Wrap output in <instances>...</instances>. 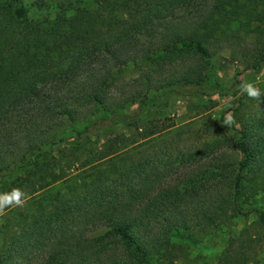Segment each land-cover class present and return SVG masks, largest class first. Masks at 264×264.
<instances>
[{
  "label": "trees",
  "instance_id": "trees-1",
  "mask_svg": "<svg viewBox=\"0 0 264 264\" xmlns=\"http://www.w3.org/2000/svg\"><path fill=\"white\" fill-rule=\"evenodd\" d=\"M68 10L33 19L21 0H0V185L44 189L1 231L0 264H176L175 239L197 245V234L252 214L264 226V103L234 136L218 128L193 149L178 147L168 117L140 123L174 96L238 94L241 80L227 88L216 78L215 56L229 50L244 70L263 69L264 0ZM102 124L133 131L87 150L69 176L55 150L87 149ZM258 241L244 228L217 264H249Z\"/></svg>",
  "mask_w": 264,
  "mask_h": 264
},
{
  "label": "rangeland",
  "instance_id": "rangeland-1",
  "mask_svg": "<svg viewBox=\"0 0 264 264\" xmlns=\"http://www.w3.org/2000/svg\"><path fill=\"white\" fill-rule=\"evenodd\" d=\"M29 18H53L62 8H68L67 13L73 8L82 5H93L94 0H21ZM216 78L227 88H236V80H245L256 83L264 91V67L260 72L244 70L242 64L231 58L230 51L224 50L215 56ZM263 103L249 99L240 92L235 96L196 94L192 96H174L169 105L160 111H150L143 115L140 123L145 124L149 119L157 117H168L174 123V129L180 132L178 147L181 149H193L204 140L213 138L218 128H221L227 136H234V128L238 127L243 115L255 111ZM237 107V108H236ZM233 108V109H232ZM236 108V109H235ZM231 113L236 123L228 128L223 125L224 117ZM223 119V120H222ZM82 124L76 126L77 130L82 128ZM133 131L131 128L124 129L122 126H110L102 124L85 138L83 145L87 149L77 145H66L55 150L56 157L68 166L67 174L74 176L78 172L81 159L87 155V150L102 148L104 141L115 134ZM176 166H173L170 174L174 175ZM56 184L54 187L58 186ZM14 187L22 188L27 194V200L23 208L13 207L0 216V238L1 231L14 228L17 223L33 210L34 199H37L44 189L40 185L32 183H19L7 180L0 185V192L10 191ZM52 191V190H51ZM257 206L264 207V194L257 196ZM259 238L256 252L249 264H264V226H260L254 214L250 215L247 224L243 218H237L233 223L210 229L204 233L197 234V245H192L185 240L175 239L176 244V264H217L223 258V250L230 236L244 230ZM1 241V239H0Z\"/></svg>",
  "mask_w": 264,
  "mask_h": 264
},
{
  "label": "clouds",
  "instance_id": "clouds-1",
  "mask_svg": "<svg viewBox=\"0 0 264 264\" xmlns=\"http://www.w3.org/2000/svg\"><path fill=\"white\" fill-rule=\"evenodd\" d=\"M239 91L249 99L264 103V91L251 81L242 80L239 84ZM236 123L234 116L229 112L225 115L223 125L228 128ZM27 200L26 192L19 187H14L10 191L0 192V216L6 214V211L13 207L23 208Z\"/></svg>",
  "mask_w": 264,
  "mask_h": 264
}]
</instances>
